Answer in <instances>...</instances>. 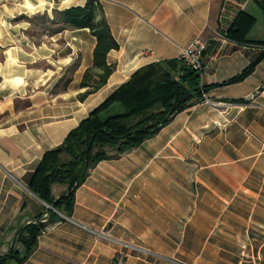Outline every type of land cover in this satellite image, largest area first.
Wrapping results in <instances>:
<instances>
[{
  "label": "crops",
  "instance_id": "1",
  "mask_svg": "<svg viewBox=\"0 0 264 264\" xmlns=\"http://www.w3.org/2000/svg\"><path fill=\"white\" fill-rule=\"evenodd\" d=\"M99 1L119 48L107 55L115 65L107 82L82 98L96 37L48 19L35 28L33 19H53L62 0H30L32 9L25 0H0V256L48 213L29 188L44 154L135 71L179 59L200 40L201 83L213 87L139 147L93 166L72 216L49 224L23 264H113L117 255L124 264H190L171 253L181 244L202 251L195 264H264V45L253 43L264 42L262 7L257 0ZM261 56L250 75L226 83ZM67 192L53 186L55 198Z\"/></svg>",
  "mask_w": 264,
  "mask_h": 264
},
{
  "label": "trees",
  "instance_id": "2",
  "mask_svg": "<svg viewBox=\"0 0 264 264\" xmlns=\"http://www.w3.org/2000/svg\"><path fill=\"white\" fill-rule=\"evenodd\" d=\"M264 11V0H257ZM245 16V14H240ZM48 19L56 29H89L96 37L93 65L80 82L88 91L81 97L97 91L115 70L107 61L108 53L118 49L103 6L99 0H88L84 5L56 10L54 18ZM228 31L235 39L239 31V19ZM242 43H248L241 40ZM252 43V42H250ZM264 45V42H253ZM264 55V54H263ZM259 57L241 73L226 83L242 81L250 75ZM201 70L187 65L181 59L152 63L133 73L130 80L114 91L99 107L94 109L77 128L66 137L63 144L47 151L29 183L30 190L48 205H53L49 216L43 221L40 216L35 222L19 230L17 245L0 256V264H23L38 246V237L51 223L71 217L75 205V192L89 176L90 169L102 160L116 159L130 149L139 147L146 139L157 134L173 117L204 98L213 86L201 83ZM116 110L106 117L103 112ZM114 152V153H111ZM64 184L68 192L59 198L53 196V186Z\"/></svg>",
  "mask_w": 264,
  "mask_h": 264
},
{
  "label": "rangeland",
  "instance_id": "3",
  "mask_svg": "<svg viewBox=\"0 0 264 264\" xmlns=\"http://www.w3.org/2000/svg\"><path fill=\"white\" fill-rule=\"evenodd\" d=\"M21 19H27V17H22ZM29 19V18H28ZM34 21V24H35V28L40 32L42 30V26L40 24H44V25H48L47 23H45V19L43 20L41 17H38V18H35L33 19ZM43 22V23H42ZM51 27H54L52 26L51 24H49ZM119 109L117 110H120L121 108L118 107ZM110 114L109 113H104L103 114V117H106V116H109ZM111 153H114L111 151ZM121 156V155H120ZM63 215V214H61ZM65 216V215H63ZM67 217V216H66ZM43 219V218H42ZM47 220V219H46ZM44 220V221H46ZM196 237V236H195ZM201 238V237H200ZM199 238V240H200ZM185 239V238H184ZM209 238H207L208 240ZM15 247L18 248V250L21 248L20 245H15ZM172 255L179 259V260H182V261H185V262H188L190 264H195V263H199V262H202L203 259L201 258V255H202V251H199V252H192V250H186V248L184 247L183 244L179 245V248L174 251V252H171ZM124 258L123 256H119L117 255L115 257V260H114V263L113 264H124ZM138 258H140V260H144L145 259V262H149L148 259H157L155 256H147V257H143V256H138Z\"/></svg>",
  "mask_w": 264,
  "mask_h": 264
},
{
  "label": "built area",
  "instance_id": "4",
  "mask_svg": "<svg viewBox=\"0 0 264 264\" xmlns=\"http://www.w3.org/2000/svg\"><path fill=\"white\" fill-rule=\"evenodd\" d=\"M203 47H204V45L200 40H195L193 42V44H191L189 47H187L186 49H184L182 51L179 59L183 60L187 65L192 66L193 68L202 71V68H203V63H202ZM63 218L67 219L68 217L63 216Z\"/></svg>",
  "mask_w": 264,
  "mask_h": 264
},
{
  "label": "clouds",
  "instance_id": "5",
  "mask_svg": "<svg viewBox=\"0 0 264 264\" xmlns=\"http://www.w3.org/2000/svg\"><path fill=\"white\" fill-rule=\"evenodd\" d=\"M70 2H71V0H62L61 9H63L67 5H70ZM43 3H44V0H40L41 6L43 5ZM25 4H26V6L29 9H32L33 8L32 4L30 3V0H25Z\"/></svg>",
  "mask_w": 264,
  "mask_h": 264
},
{
  "label": "water",
  "instance_id": "6",
  "mask_svg": "<svg viewBox=\"0 0 264 264\" xmlns=\"http://www.w3.org/2000/svg\"><path fill=\"white\" fill-rule=\"evenodd\" d=\"M53 205H48V213H47V215H46V217H45V219H47L48 218V216H49V210H52L53 209ZM44 218L42 219V220H45Z\"/></svg>",
  "mask_w": 264,
  "mask_h": 264
}]
</instances>
